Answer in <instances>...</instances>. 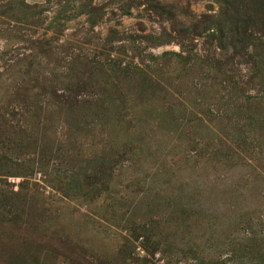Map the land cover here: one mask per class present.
I'll use <instances>...</instances> for the list:
<instances>
[{"label":"rangeland","instance_id":"rangeland-1","mask_svg":"<svg viewBox=\"0 0 264 264\" xmlns=\"http://www.w3.org/2000/svg\"><path fill=\"white\" fill-rule=\"evenodd\" d=\"M0 264H264V0H0Z\"/></svg>","mask_w":264,"mask_h":264}]
</instances>
